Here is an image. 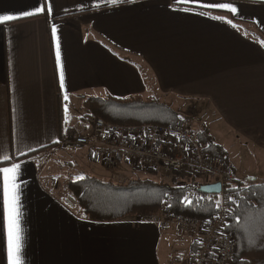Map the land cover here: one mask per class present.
Returning a JSON list of instances; mask_svg holds the SVG:
<instances>
[{"label":"crops","instance_id":"crops-1","mask_svg":"<svg viewBox=\"0 0 264 264\" xmlns=\"http://www.w3.org/2000/svg\"><path fill=\"white\" fill-rule=\"evenodd\" d=\"M41 3L52 13L22 15ZM199 3L238 11L177 0H0V16L20 17L0 23V156L11 157L0 166L21 165L24 264H185L198 253L174 228L92 222L65 208L58 178L76 165L90 175L87 151H68L43 169L40 162L58 155L67 131L86 133L88 98L194 102L204 110L196 128L215 144L218 137L245 149L248 162L231 161L236 182L264 184V173H248L249 149L264 157V0ZM0 264H8L2 199Z\"/></svg>","mask_w":264,"mask_h":264},{"label":"trees","instance_id":"trees-1","mask_svg":"<svg viewBox=\"0 0 264 264\" xmlns=\"http://www.w3.org/2000/svg\"><path fill=\"white\" fill-rule=\"evenodd\" d=\"M83 110L85 117L116 125L173 126L182 118L180 113L156 98L137 96L88 98L83 103ZM196 136L209 159L228 171H234L228 152L213 142L206 128L197 127ZM87 156L95 161L88 153ZM137 170L156 175L151 170ZM170 182L144 178L116 185L82 175L68 181L63 188L66 196L75 199V212L92 222L129 221L142 215L169 213L174 217L197 218L204 224L217 213V196L199 193L201 183L193 174L175 173ZM190 191L197 192L198 196L186 204L185 198ZM225 204L228 209L225 233L236 244L229 264H264V184L246 187L236 182L234 187L225 190Z\"/></svg>","mask_w":264,"mask_h":264},{"label":"built area","instance_id":"built-area-1","mask_svg":"<svg viewBox=\"0 0 264 264\" xmlns=\"http://www.w3.org/2000/svg\"><path fill=\"white\" fill-rule=\"evenodd\" d=\"M84 126L86 133L83 135L67 131L60 148L69 152L85 149L111 173V181L116 185L123 182L120 166L151 170L166 178L175 173L189 172L201 186L219 183L221 192L215 195L219 205L217 213L204 224L197 218L174 217L169 213L147 214L129 221L134 225L151 224L163 231L174 228L189 235L196 243L198 253L185 264H229L236 244L225 233L228 225L225 190L235 186V174L209 159L197 140L193 116H183L173 126L116 125L99 118L85 117ZM197 196V192L190 191L186 198L192 201ZM63 203L68 210H76L73 197L66 196Z\"/></svg>","mask_w":264,"mask_h":264},{"label":"snow or ice","instance_id":"snow-or-ice-1","mask_svg":"<svg viewBox=\"0 0 264 264\" xmlns=\"http://www.w3.org/2000/svg\"><path fill=\"white\" fill-rule=\"evenodd\" d=\"M115 3L116 0H110ZM177 3H194L204 8H220L231 11L233 14L237 13V8L227 3H207L200 4L199 0H177ZM47 9L49 14L52 13V6L50 3H41L34 11L24 12L22 15L33 16L41 14ZM187 11L188 9H184ZM20 17L4 15L0 16V23L19 19ZM214 19H222L221 17H213ZM231 24V21H227ZM56 27L53 26V36L56 37ZM264 43V42H262ZM57 62L59 63L60 45L57 38ZM61 87H63V73L61 72ZM67 99V97H65ZM67 110V109H66ZM4 162H8L11 157L7 154L0 156ZM21 165L19 163H12L10 166H0V199H2L3 221L7 237V260L8 264H24L22 259V230L20 227V205H19V183L18 176ZM187 203H191L185 198ZM219 206V205H217ZM264 235V233H262Z\"/></svg>","mask_w":264,"mask_h":264},{"label":"rangeland","instance_id":"rangeland-1","mask_svg":"<svg viewBox=\"0 0 264 264\" xmlns=\"http://www.w3.org/2000/svg\"><path fill=\"white\" fill-rule=\"evenodd\" d=\"M173 103V102H172ZM174 104V103H173ZM186 105V106H185ZM171 107V106H170ZM175 108H172L175 112H178L180 113V115L183 117V116H193L194 119H195V123L198 125V124H201L202 122V119H203V114H204V110H201L200 108H198L194 102L192 103H188V104H185L184 102L180 101V100H175V104L174 106ZM84 125V124H83ZM199 128V126H198ZM74 134V133H73ZM226 140V139H225ZM234 141V140H233ZM216 142L218 144H221V145H224V148L225 150L228 152L229 154V161H230V164L233 162L235 163V165L237 166V162L238 161H242V162H248L247 158H244L245 160H242L243 157L242 156H247V154L245 153H242V152H245V149L240 145L233 143L229 140H226V141H223L222 139L220 138H216ZM223 147V146H222ZM250 151H248V154L250 156V167H248V173H251V174H261V173H264V157L260 154H257V152H254L253 150L249 149ZM241 151V152H240ZM68 151H65L61 148H59V153L58 155H52L50 153L44 155L42 158H41V166L43 168H45L47 162L49 160H56V159H59V157L65 155V156H70L68 153ZM86 155V154H85ZM87 157V155H86ZM232 161V162H231ZM90 163V166L91 168L93 169L92 171L93 172H89L88 170V173L90 174V176H94L98 179H102L104 181H111V173L104 169L99 163L95 162V161H89ZM60 164H62V161H59ZM65 166V165H64ZM233 166V165H232ZM76 169H78L76 171V169H73L71 171L70 174H68L67 176H63V177H59L58 180L60 179L59 182H57V185L59 187V189L61 190V188H63L65 186V184L72 180V179H75L76 177L78 176H82V175H85L86 171L84 169H81L80 167H78L77 165L74 166ZM234 168V167H233ZM239 168V166H238ZM234 172V171H232ZM119 173L120 175L123 177V182H126L128 180H134V179H144V178H150V179H153V180H156V181H159V182H163V183H168L170 184L171 182V178H166L162 175H146L145 173H143L142 171L140 170H137V169H134L132 167H128V166H124L122 168L119 169ZM93 174V175H92ZM241 175V173H240ZM237 176H235L234 178L236 179ZM237 181V179H236ZM122 182V183H123ZM121 183V184H122ZM185 183V182H184ZM250 183H253V182H250ZM179 184H182L179 182ZM120 185V184H118ZM184 185V184H182ZM66 198V197H65ZM64 198V199H65ZM227 207V206H226ZM216 208H217V205H216ZM159 215L162 214V213H158ZM181 216V215H180ZM183 216V215H182ZM185 236H189V235H185ZM190 237V236H189Z\"/></svg>","mask_w":264,"mask_h":264},{"label":"water","instance_id":"water-1","mask_svg":"<svg viewBox=\"0 0 264 264\" xmlns=\"http://www.w3.org/2000/svg\"><path fill=\"white\" fill-rule=\"evenodd\" d=\"M198 192L205 195H218L221 192L219 183L202 185L198 188Z\"/></svg>","mask_w":264,"mask_h":264}]
</instances>
